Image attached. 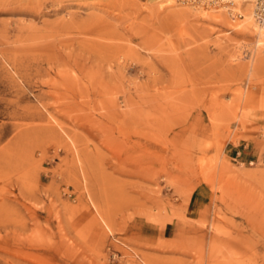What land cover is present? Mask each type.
<instances>
[{
  "label": "rangeland",
  "instance_id": "374dc122",
  "mask_svg": "<svg viewBox=\"0 0 264 264\" xmlns=\"http://www.w3.org/2000/svg\"><path fill=\"white\" fill-rule=\"evenodd\" d=\"M234 2L0 0V264H264V39Z\"/></svg>",
  "mask_w": 264,
  "mask_h": 264
},
{
  "label": "bare ground",
  "instance_id": "6f19581e",
  "mask_svg": "<svg viewBox=\"0 0 264 264\" xmlns=\"http://www.w3.org/2000/svg\"><path fill=\"white\" fill-rule=\"evenodd\" d=\"M201 1V3L202 4H204L205 6H208V5H210V6H216V7H218L219 9H223V8H225L226 9V11H227V14H228V16L229 17H234V16H236V14H237V12L236 11H234V10H232V8H233V5H234V1L235 0H223V1H221L219 4H215V5H211V4H209L210 2H209V0H200ZM243 1H246V0H243ZM248 1H250V0H248ZM251 2V1H250ZM229 3V4H228ZM193 7V6H192ZM252 11L251 12H249L248 10H247V12L245 13V16H246V20L244 21V24L246 25V26H244L245 28H250L251 26H252V23L254 24L255 22H253V21H250V20H252V19H250V17L252 18V16H250V15H255L254 14V8L252 7V9H251ZM239 14V13H238ZM254 19H255V17H254ZM255 21H256V19H255ZM252 22V23H251ZM257 22V21H256ZM259 25V24H258ZM260 27H264V26H262V25H259V29H260V38H258V40H261V38L262 39H264V30H262V28H260ZM255 28V26L252 28V29H254ZM262 41V40H261Z\"/></svg>",
  "mask_w": 264,
  "mask_h": 264
},
{
  "label": "built area",
  "instance_id": "2783aa9c",
  "mask_svg": "<svg viewBox=\"0 0 264 264\" xmlns=\"http://www.w3.org/2000/svg\"><path fill=\"white\" fill-rule=\"evenodd\" d=\"M223 0H209V4H219ZM248 1V0H247ZM254 8V17L259 25L264 26V0H250ZM229 4V3H228Z\"/></svg>",
  "mask_w": 264,
  "mask_h": 264
}]
</instances>
